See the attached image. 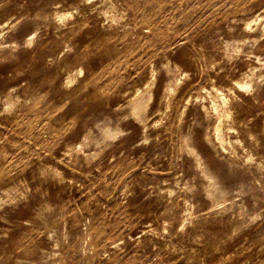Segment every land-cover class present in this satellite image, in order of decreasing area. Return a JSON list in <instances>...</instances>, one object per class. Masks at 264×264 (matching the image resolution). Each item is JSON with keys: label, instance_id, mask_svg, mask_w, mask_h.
Returning a JSON list of instances; mask_svg holds the SVG:
<instances>
[{"label": "rangeland", "instance_id": "obj_1", "mask_svg": "<svg viewBox=\"0 0 264 264\" xmlns=\"http://www.w3.org/2000/svg\"><path fill=\"white\" fill-rule=\"evenodd\" d=\"M0 264H264V0H0Z\"/></svg>", "mask_w": 264, "mask_h": 264}]
</instances>
